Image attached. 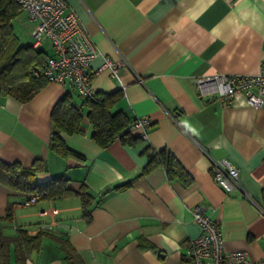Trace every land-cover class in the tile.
I'll return each mask as SVG.
<instances>
[{
  "label": "crops",
  "instance_id": "1",
  "mask_svg": "<svg viewBox=\"0 0 264 264\" xmlns=\"http://www.w3.org/2000/svg\"><path fill=\"white\" fill-rule=\"evenodd\" d=\"M99 54L90 62L94 90H121L113 110L132 120H151L145 139L107 146L91 138L84 116L81 132L59 131L81 157L50 149L52 109L69 93L86 111L84 98L70 84L49 81L30 100L0 94V159L25 167L41 159L38 181L64 176L68 185L90 193L89 217L79 196L25 204L27 193L0 183V215L11 204L13 219L0 222L6 234L18 228L47 233L24 264H177L187 241L200 233L193 209L204 206L219 224L226 250L264 255V106L254 107L238 93L221 104L216 92H200L195 77L216 73L253 74L264 58V0H65ZM30 44L33 24L16 19ZM15 31V26L13 24ZM21 42V40H20ZM53 54L48 39L36 45ZM102 55L127 65L117 76L97 71ZM133 134L138 135V130ZM169 149L191 180L169 178L164 167L147 172L149 156ZM225 157L239 169L241 187L229 193L214 181L211 158ZM126 184L124 187H118ZM251 197L253 201L248 198ZM262 209H260V207ZM58 237L67 239L70 251ZM14 263L13 253L10 263Z\"/></svg>",
  "mask_w": 264,
  "mask_h": 264
},
{
  "label": "trees",
  "instance_id": "2",
  "mask_svg": "<svg viewBox=\"0 0 264 264\" xmlns=\"http://www.w3.org/2000/svg\"><path fill=\"white\" fill-rule=\"evenodd\" d=\"M19 14L15 0H0V94L11 96L20 102L30 100L49 80L42 74L47 54L30 44H21L13 28V20ZM95 97H83L86 111L72 102L69 93L57 100L52 112V131L49 138L51 150L61 156L81 157L69 148L59 135V131L67 133L81 132V122L84 116L92 125L91 138L101 146H107L115 138L125 143L132 138H138L128 129L129 119L121 110H113L122 97L121 90L110 93L97 91ZM155 165L164 167L169 178H179L188 184L191 177L167 148L158 150L149 156V161L142 172H147ZM46 169L41 159H35L25 167L19 161L6 162L0 159V183L17 191L27 193V198L35 195L37 200H56L79 196L83 206V215L89 217L88 205L91 201L90 193L84 185L74 190L68 185L64 176L52 177L46 181H38L37 173ZM121 184L118 187H124ZM13 211L8 204L4 215H0V222L11 221ZM47 236L43 230L29 234L26 229L18 228L13 234H6L0 225V264H9L13 253L15 264H24L25 258L32 250L40 249L42 239ZM61 248L70 251L65 238L57 239ZM71 259V253H66Z\"/></svg>",
  "mask_w": 264,
  "mask_h": 264
},
{
  "label": "built area",
  "instance_id": "3",
  "mask_svg": "<svg viewBox=\"0 0 264 264\" xmlns=\"http://www.w3.org/2000/svg\"><path fill=\"white\" fill-rule=\"evenodd\" d=\"M15 1L19 13H26L33 22L30 29L33 45L36 46L46 39L51 43L53 54L47 57L42 69L44 77L62 85H72L82 97L96 98L97 92L91 83L89 67L99 51L77 15L67 10L66 1ZM124 65H127V61L123 56L113 60L102 55V63L97 71L106 69L111 76H117L118 68ZM194 84L200 92H216L222 105L230 103L241 93L248 105L264 106V58L261 59L256 73L203 75L195 77ZM150 122L147 116L135 117L130 121L128 129L138 130V136L145 139ZM211 170L214 181L225 193L241 187L239 169L228 158H211ZM245 195L253 201L249 195ZM36 201L37 197L31 195L24 203L28 205ZM192 212L200 226V233L187 241L186 249L177 264H264V255L253 260L244 250H226L219 224L211 218L206 207H195Z\"/></svg>",
  "mask_w": 264,
  "mask_h": 264
},
{
  "label": "rangeland",
  "instance_id": "4",
  "mask_svg": "<svg viewBox=\"0 0 264 264\" xmlns=\"http://www.w3.org/2000/svg\"><path fill=\"white\" fill-rule=\"evenodd\" d=\"M15 19H16V18H15ZM13 24H14V26H15V32H17V34H18L19 36H21V34H25V35H27V32H26L25 27H24V26L20 27V26L18 25V21H17V22H16V20L13 21ZM20 40H21L20 43H22V42H23V41H22L23 38L21 37ZM32 42H33V41H32ZM32 252H33V251H32ZM33 256H35L34 252H33Z\"/></svg>",
  "mask_w": 264,
  "mask_h": 264
}]
</instances>
